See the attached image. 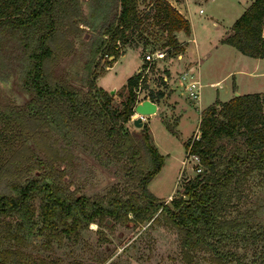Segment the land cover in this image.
Returning a JSON list of instances; mask_svg holds the SVG:
<instances>
[{
    "label": "trees",
    "instance_id": "trees-1",
    "mask_svg": "<svg viewBox=\"0 0 264 264\" xmlns=\"http://www.w3.org/2000/svg\"><path fill=\"white\" fill-rule=\"evenodd\" d=\"M83 1L0 0V82L18 75L23 91L31 96L20 107L0 105V122L19 124L16 136L24 147L33 144L45 157L41 161L26 148L18 158L25 159V167L18 160L0 165V246L3 239L18 245L0 250V264H57L19 247L33 244L39 251H50L54 242L77 243L91 223L101 227L109 219L137 225L155 222L158 212L181 233L190 263L198 251H206L217 264H264V196L244 208L243 189L252 174L264 170V93L215 101L201 111L200 138L184 142V147L199 158L202 171L168 206L148 189L164 164L148 127L131 134L123 129L134 114L139 75L128 79L127 96L118 110L110 93L96 85L93 73L85 87H75L52 78L47 66L57 60L54 43L65 18L76 25L73 18L79 17L95 32L96 40L84 41L89 47L87 67L101 52L115 58L118 45L130 44L149 16L167 34V55L169 49L177 53L182 47L175 33L190 34V22L168 0H153L144 15L138 14L136 0H87L91 10L80 17ZM222 42L245 56L264 58V0H253ZM162 96L159 93L158 99ZM8 132L13 134L9 139L14 137V131ZM115 151L130 164L140 160L137 189L127 197L75 196L46 177L28 176L55 162L64 165L63 176L73 168L82 172L87 166L82 154L111 160ZM229 248L251 252L252 262Z\"/></svg>",
    "mask_w": 264,
    "mask_h": 264
},
{
    "label": "rangeland",
    "instance_id": "rangeland-1",
    "mask_svg": "<svg viewBox=\"0 0 264 264\" xmlns=\"http://www.w3.org/2000/svg\"><path fill=\"white\" fill-rule=\"evenodd\" d=\"M152 1L136 0L138 14L144 15ZM169 1L184 13L188 6L193 33L192 36L182 34L181 31L175 33L182 50L176 53L175 50L169 49L171 52L165 58L156 62L154 66L152 65L147 74L149 77L144 79L145 84L142 86L144 90L141 95L144 97L149 95L160 108L158 115L154 116L151 121L157 134V140L163 144L161 152L169 154L167 167L152 182V187L150 186L152 194L153 190L157 189L162 198H166L173 189H175V195L188 180L194 179L197 175L196 171L189 168H186V172H181V175L178 173L181 169L179 161L185 159L183 138L191 136L186 140L190 141L194 137L198 129L199 109H204L215 101H228L235 96V93H264V58L258 60L245 56L234 47L222 42L248 6L249 3H246V0H180L185 5L184 8L176 4V0ZM80 8V17L88 16L91 7L87 0L81 2ZM200 9L203 11L201 14ZM78 18H73L76 25H71L67 18L60 21L58 37L54 43L58 57L53 63H48L49 75L75 87H85L93 73L96 76L94 78L96 85L109 92L113 99L112 105L121 110V103L127 96L128 79L138 75L137 71L142 66L146 53L152 49H166L163 44L167 40V34L162 26L155 23L152 16H149L141 29L135 32L130 44L118 45L115 58L107 57L101 52L87 67L89 47L86 48L84 41L88 42L97 38L95 32L80 23ZM75 26L82 28L84 32L78 31ZM190 37H195L197 40L198 55L194 58L191 54L185 55L188 47L189 51L191 47L196 48L192 42H189ZM179 53L185 57L179 59L177 57ZM183 67L186 70L193 67L197 69L199 81L202 84L199 106L190 102L188 97L182 94L183 89L180 90L177 86V79L182 74L180 69ZM148 81L150 83H147ZM211 83L216 84L211 85ZM113 89L114 92L111 94ZM159 93L163 96L158 99ZM30 98L31 96L23 91L18 75L13 74L6 83L0 82L1 106L20 107L25 105ZM182 102L191 104L186 112H180L179 121L175 108ZM160 119L166 127L171 128V130L167 128L170 133L166 131ZM144 124L148 125L147 121L143 120ZM30 125L32 128L37 127V124ZM142 127H136L130 118V121L124 124L123 129L124 132L131 134ZM20 129V125L14 122L8 125L0 122L1 166L11 165L18 160L25 167V159L18 158L27 150L26 148L34 156L37 155V159L45 160L43 153L33 144L24 147L22 140L16 136ZM8 130L15 132L11 139L8 136L13 134ZM110 155L111 160L106 159L105 156L97 159L94 156L82 154L87 163L86 170L82 172L73 168L63 176L60 170L64 168V165L55 162L54 167L42 166L28 176L30 178L46 177L49 182L62 188L67 194L75 196L105 198L119 195L127 197L129 193L137 189L136 177L139 170L137 165L140 160L136 161V164H130L126 158L120 159L116 151ZM263 179L264 170L260 174H252L245 182L243 187L244 208L251 205L257 197L264 196ZM167 200L171 201L172 198ZM235 214L236 212L232 213V215ZM181 239V233L168 225L163 213L158 212L155 222L137 225H124L111 220L101 227L96 223H91L81 231L77 243L67 239L60 243L54 242L50 251H39L33 244L19 247V249L32 254L35 258L54 261L57 264H217L211 259V253L206 251H198L194 254L192 262H188L183 254ZM4 249H18V245L13 241L3 239L0 250ZM230 250L236 251L248 263L253 260L251 252L236 248Z\"/></svg>",
    "mask_w": 264,
    "mask_h": 264
},
{
    "label": "built area",
    "instance_id": "built-area-1",
    "mask_svg": "<svg viewBox=\"0 0 264 264\" xmlns=\"http://www.w3.org/2000/svg\"><path fill=\"white\" fill-rule=\"evenodd\" d=\"M202 12L203 11L200 10V13H202ZM191 41L195 42L194 40H191ZM166 55H167V52L162 50V49H155V50L150 51L144 55L143 64L140 67V69H138V71H137V74L139 75V79H138V84L134 90L135 95H136L135 106L138 104H141L145 100H149V101L155 103L154 101L151 100L149 95H147L145 97L143 95H141L143 90H144V88L142 89V86H143V84H145V83H143V81L145 78L149 77V76L147 77V74H149L150 68L152 67V65L154 66L156 62L165 58ZM177 57L179 59H181L182 55L179 53L177 55ZM147 83H150V82L148 81ZM177 86L180 90L183 89L181 91L182 94H185L188 97V99L194 103V105L199 106L200 99H201L202 85H201L199 79H196V77L189 70L184 69V71L182 72L180 77L177 79ZM155 104L157 106V103H155ZM135 106H134V114H136L137 115L136 118H138V117H140V115L136 113ZM134 114L131 116L132 120L135 118V117H133ZM142 119H145V116H143ZM199 138H200V131L198 128L196 130V133L194 134V137L191 140V144L193 141L198 140ZM182 165H183L182 172H186V170L188 168L196 171L197 174L202 171V166L200 165L199 158L196 155L191 154L190 150L186 151L185 159H183ZM180 179H181V176L179 177V181H180Z\"/></svg>",
    "mask_w": 264,
    "mask_h": 264
},
{
    "label": "crops",
    "instance_id": "crops-1",
    "mask_svg": "<svg viewBox=\"0 0 264 264\" xmlns=\"http://www.w3.org/2000/svg\"><path fill=\"white\" fill-rule=\"evenodd\" d=\"M169 1V0H168ZM252 1L253 0H246V3H249L248 4V6L252 3ZM170 2V4H171V1H169ZM177 2V3H176ZM176 4H178V5H180L181 7H183L184 8V4H183V2L181 1L180 2V0H176ZM172 5V4H171ZM172 6H174V8H176L175 7V5H172ZM247 6V7H248ZM246 7V8H247ZM178 8V9H177ZM176 8V10H178L189 22H190V25H191V31H190V36H192V33H193V26H192V21H191V19H190V16L188 15V6H186V12L184 13V12H182V10L181 9H179V7H177ZM245 8V9H246ZM201 10V9H200ZM200 10H199V13H200ZM201 14V13H200ZM180 33H182V34H185L184 32H180ZM186 35V34H185ZM191 40H194L195 42H193V41H191ZM189 42H192L193 44H194V46L196 47V48H194V49H192V47H191V51H189V47L187 48L188 50L186 51L187 52V54H185V55H188V54H191L192 56H193V58H194V56H196V55H198V47H197V40H196V38L195 37H190L189 38ZM190 52V53H189ZM181 54V53H180ZM182 55V54H181ZM185 55H184V57H185ZM183 57V55H182V59L184 58ZM260 59H263V58H260ZM260 59H258V60H260ZM182 64V63H181ZM182 66H184V65H182ZM181 70V72H183L184 71V67H183V69L181 68L180 69ZM195 77H196V79H199L200 80V77H199V75H198V72H197V69L195 68V67H193V68H191L190 70H189ZM214 84H216V83H211V85H214ZM202 85V84H201ZM244 94H246V93H244ZM244 94H240V95H244ZM164 96H166V94H164ZM191 102V101H190ZM221 102H224V101H221ZM191 104V103H190ZM189 103H181L180 105L179 104H177L176 105V108H175V111H177L178 112V120L180 121V117H181V114H180V112H186L187 110V108H188V106L190 105ZM208 107V106H207ZM159 107H158V105H157V111H156V113H153V114H151V115H147V116H145V119H143L145 122L147 121V124L148 125H146L147 127H149L148 129V132L150 131V133H149V135H150V138H151V141H152V143L155 145V147L157 148V150H158V152L164 157V164H163V166H162V168H161V170L156 174V176L149 182V184H148V189H149V191H150V186L152 187V182L154 181V180H156L159 176H160V174H162L163 172H164V170H165V168L167 167V160H168V158L167 157H169L168 155L169 154H167V152H161L162 151V149H161V145H163L161 142H159V140H157V134L155 133V130H154V127L152 126V118L154 117V116H157L158 115V112H159ZM205 109V108H204ZM200 110V117H199V123H198V128H199V124H200V119H201V111L203 110V109H199ZM134 119H136V117L134 118ZM132 120V119H131ZM143 120H142V122H143ZM161 120V119H160ZM133 121V120H132ZM161 122H162V124L164 125V127L166 128V131L168 132V133H170L168 130H167V127H166V125L163 123V121L161 120ZM177 124H178V122H177ZM145 125V124H144ZM143 126V125H142ZM177 126V125H176ZM165 130V129H164ZM156 134V135H155ZM191 136H189V137H186V138H183V141L185 142L187 139H189ZM185 148V147H184ZM185 155H186V149H185ZM182 159L179 161L180 162V165H181V169H180V172L178 173V175H181V172H182V169H183V165H182ZM179 178V177H178ZM151 192V191H150ZM153 194L154 195H156V197L157 198H160V199H170V198H172L173 197V195H174V193H175V189H173L171 192H170V194L166 197V198H162L161 196H159V193L157 192V189L156 190H153ZM152 193V192H151Z\"/></svg>",
    "mask_w": 264,
    "mask_h": 264
},
{
    "label": "water",
    "instance_id": "water-1",
    "mask_svg": "<svg viewBox=\"0 0 264 264\" xmlns=\"http://www.w3.org/2000/svg\"><path fill=\"white\" fill-rule=\"evenodd\" d=\"M114 92V89L111 91V94ZM240 95L239 93H235V96ZM135 111L137 114L140 115V117L133 119V124L136 127H141L143 125L142 118L143 116L151 115L153 113H156L157 111V106L155 103L145 100L141 104H138L135 106ZM164 203L167 204L168 206H171V201H168L167 199L164 200ZM110 220H107V223H109Z\"/></svg>",
    "mask_w": 264,
    "mask_h": 264
},
{
    "label": "bare ground",
    "instance_id": "bare-ground-1",
    "mask_svg": "<svg viewBox=\"0 0 264 264\" xmlns=\"http://www.w3.org/2000/svg\"><path fill=\"white\" fill-rule=\"evenodd\" d=\"M137 115L136 114H134V116L133 117H136Z\"/></svg>",
    "mask_w": 264,
    "mask_h": 264
}]
</instances>
